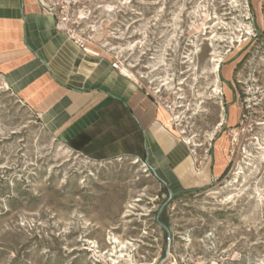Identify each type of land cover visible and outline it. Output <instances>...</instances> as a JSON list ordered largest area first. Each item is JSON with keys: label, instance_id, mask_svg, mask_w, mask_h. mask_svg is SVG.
<instances>
[{"label": "rangeland", "instance_id": "rangeland-1", "mask_svg": "<svg viewBox=\"0 0 264 264\" xmlns=\"http://www.w3.org/2000/svg\"><path fill=\"white\" fill-rule=\"evenodd\" d=\"M76 2L216 173L175 191L75 151L0 76V264H264V0Z\"/></svg>", "mask_w": 264, "mask_h": 264}, {"label": "crops", "instance_id": "crops-1", "mask_svg": "<svg viewBox=\"0 0 264 264\" xmlns=\"http://www.w3.org/2000/svg\"><path fill=\"white\" fill-rule=\"evenodd\" d=\"M111 62L59 32L36 0H0V76L64 144L93 158L145 156L175 191L208 183L216 170H197L158 100Z\"/></svg>", "mask_w": 264, "mask_h": 264}, {"label": "built area", "instance_id": "built-area-1", "mask_svg": "<svg viewBox=\"0 0 264 264\" xmlns=\"http://www.w3.org/2000/svg\"><path fill=\"white\" fill-rule=\"evenodd\" d=\"M46 14L54 17L56 29L63 33L68 39L74 41L78 46L88 50L90 46H100L105 49V44L97 40L93 34L88 33L84 16L76 0H36ZM94 32V30H92ZM111 55V67L115 69L125 68L122 56L108 51Z\"/></svg>", "mask_w": 264, "mask_h": 264}, {"label": "water", "instance_id": "water-1", "mask_svg": "<svg viewBox=\"0 0 264 264\" xmlns=\"http://www.w3.org/2000/svg\"><path fill=\"white\" fill-rule=\"evenodd\" d=\"M185 191V190H183ZM180 192H172L171 190H169V200H171L172 198L176 197L177 195H179ZM166 206V203H164L160 210L158 211L157 217H159L160 213L162 212L163 208ZM161 226L164 227L166 229V231L169 233V229L168 227H166V225L162 222H160Z\"/></svg>", "mask_w": 264, "mask_h": 264}, {"label": "bare ground", "instance_id": "bare-ground-1", "mask_svg": "<svg viewBox=\"0 0 264 264\" xmlns=\"http://www.w3.org/2000/svg\"><path fill=\"white\" fill-rule=\"evenodd\" d=\"M166 84H168V82H165L163 85H166ZM164 112H166V111L164 110ZM172 120H173V119H170V121H168L167 124H168V126H169L170 128L173 129V127H172V123H171ZM174 130H175V129H174ZM186 142L189 143V144L197 145V143H193V141H191V139H187Z\"/></svg>", "mask_w": 264, "mask_h": 264}, {"label": "trees", "instance_id": "trees-1", "mask_svg": "<svg viewBox=\"0 0 264 264\" xmlns=\"http://www.w3.org/2000/svg\"><path fill=\"white\" fill-rule=\"evenodd\" d=\"M166 225L169 227V224L166 223Z\"/></svg>", "mask_w": 264, "mask_h": 264}]
</instances>
